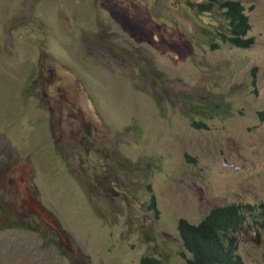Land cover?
Returning <instances> with one entry per match:
<instances>
[{"label": "rangeland", "instance_id": "rangeland-1", "mask_svg": "<svg viewBox=\"0 0 264 264\" xmlns=\"http://www.w3.org/2000/svg\"><path fill=\"white\" fill-rule=\"evenodd\" d=\"M199 1L0 0V264H188L179 219L234 203L264 264V0H238L251 50L204 44L226 21Z\"/></svg>", "mask_w": 264, "mask_h": 264}, {"label": "trees", "instance_id": "trees-1", "mask_svg": "<svg viewBox=\"0 0 264 264\" xmlns=\"http://www.w3.org/2000/svg\"><path fill=\"white\" fill-rule=\"evenodd\" d=\"M196 7L201 12H211L216 8L223 10L222 14L226 22H222V26L219 28L207 27L209 31H207V40L204 44L208 45L210 49H220L221 43L230 44L242 50H251L253 48L255 45L254 39L248 37V33L251 30L249 17L245 14V8L241 2L238 0H200L196 4ZM258 116L260 120L264 122V111H259ZM193 127L207 128L208 125L205 121H200L193 123ZM88 151L89 150H86V152ZM93 158L94 154L91 153V160ZM187 158L189 160H195L190 156H187ZM131 166L132 168L134 167L133 165ZM67 168L73 175L75 174V167L72 164H69ZM96 170L99 171L102 170V168L96 166ZM102 174L105 173L102 172ZM104 176L94 181V178H77L78 184H80L86 192L92 203H95L93 196L97 192V185L102 193H105L111 186V184L109 185L104 181ZM140 186L151 195L150 200H148V208H146L151 214L142 219V225H150L151 221L157 222L161 217L157 193L153 188L152 182L147 178ZM255 210L256 206L254 205L234 203L212 210L198 224H192L188 220L181 218L179 220L178 230L186 250L183 257L186 258L187 263L247 264L238 253L239 247L236 240L237 236L243 232L245 228H251V226L256 223ZM98 217L104 224H108L107 221H109V217L107 215H102L99 211ZM131 217H136V213L132 214ZM117 221L118 219L116 218V223ZM141 230L147 234L148 230H146V227L140 228L137 233L142 234ZM141 264L163 263L162 259L159 257L146 255L142 258Z\"/></svg>", "mask_w": 264, "mask_h": 264}, {"label": "clouds", "instance_id": "clouds-1", "mask_svg": "<svg viewBox=\"0 0 264 264\" xmlns=\"http://www.w3.org/2000/svg\"><path fill=\"white\" fill-rule=\"evenodd\" d=\"M180 220V219H179ZM187 220V219H186ZM178 224H179V222H178ZM193 224V223H192ZM178 232H179V230H178ZM180 236V235H179Z\"/></svg>", "mask_w": 264, "mask_h": 264}]
</instances>
